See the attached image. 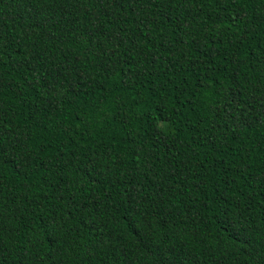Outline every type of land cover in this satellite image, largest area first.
Masks as SVG:
<instances>
[{
	"label": "trees",
	"instance_id": "1",
	"mask_svg": "<svg viewBox=\"0 0 264 264\" xmlns=\"http://www.w3.org/2000/svg\"><path fill=\"white\" fill-rule=\"evenodd\" d=\"M0 264H264V0H0Z\"/></svg>",
	"mask_w": 264,
	"mask_h": 264
}]
</instances>
